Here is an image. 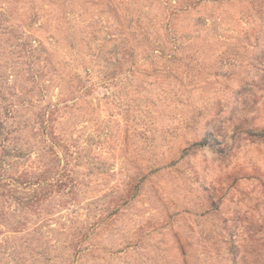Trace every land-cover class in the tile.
Returning a JSON list of instances; mask_svg holds the SVG:
<instances>
[{"label":"rangeland","instance_id":"obj_1","mask_svg":"<svg viewBox=\"0 0 264 264\" xmlns=\"http://www.w3.org/2000/svg\"><path fill=\"white\" fill-rule=\"evenodd\" d=\"M0 264H264V0H0Z\"/></svg>","mask_w":264,"mask_h":264}]
</instances>
